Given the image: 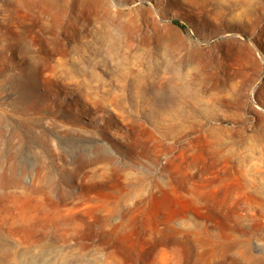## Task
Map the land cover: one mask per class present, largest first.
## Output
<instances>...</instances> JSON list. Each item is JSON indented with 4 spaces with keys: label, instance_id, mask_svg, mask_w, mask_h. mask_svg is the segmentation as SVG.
I'll return each instance as SVG.
<instances>
[{
    "label": "rangeland",
    "instance_id": "374dc122",
    "mask_svg": "<svg viewBox=\"0 0 264 264\" xmlns=\"http://www.w3.org/2000/svg\"><path fill=\"white\" fill-rule=\"evenodd\" d=\"M0 264H264V0H0Z\"/></svg>",
    "mask_w": 264,
    "mask_h": 264
},
{
    "label": "bare ground",
    "instance_id": "6f19581e",
    "mask_svg": "<svg viewBox=\"0 0 264 264\" xmlns=\"http://www.w3.org/2000/svg\"><path fill=\"white\" fill-rule=\"evenodd\" d=\"M257 40H258V37H257ZM222 47V46H221ZM217 78V80H216V82L217 83H219L220 82V78L219 77H216ZM235 85V84H234Z\"/></svg>",
    "mask_w": 264,
    "mask_h": 264
}]
</instances>
